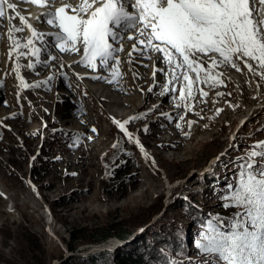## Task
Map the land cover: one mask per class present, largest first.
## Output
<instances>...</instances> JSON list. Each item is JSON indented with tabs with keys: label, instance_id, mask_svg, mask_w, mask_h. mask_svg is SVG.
<instances>
[{
	"label": "rangeland",
	"instance_id": "374dc122",
	"mask_svg": "<svg viewBox=\"0 0 264 264\" xmlns=\"http://www.w3.org/2000/svg\"><path fill=\"white\" fill-rule=\"evenodd\" d=\"M261 13H264V5L256 0L254 15ZM21 24L19 28H22ZM5 25L2 27L3 30ZM4 32L0 35V63L5 67L2 72L9 76L8 79L18 80L19 73L16 71V65L20 64V59L16 60L15 53L12 58H8L7 54L13 41L9 39L8 32L5 36ZM12 34L18 36L22 44L25 43L24 31ZM126 34L127 32L124 33V39L119 40L118 43L122 48L127 47L131 41ZM129 36L130 34H128ZM138 37H135V40H138ZM44 40L46 41L47 37ZM39 46H42L41 43ZM20 51H27V49L21 48ZM55 51L53 49V52ZM145 53L143 58L137 60L138 54L133 51L132 47L121 51V55L126 58L132 72L134 69H142L147 77H151L153 70L161 65L168 71L162 76L165 82L158 97L147 104L139 116L164 101L167 94L166 89L170 86L168 81L172 77L174 69L170 68L166 62L157 61L156 57L152 55V60L149 61V52L145 50ZM58 54L60 55L59 52ZM74 54L76 55L77 52ZM42 55L43 53L40 56L41 60L45 58V55ZM60 56L64 59L62 54ZM34 59L36 60L34 57L31 58L29 62L35 61ZM144 60L147 61L148 67H142ZM216 60L217 67L215 69L209 67L211 64L209 60L204 63L203 70L212 76H215L216 72H220V79H223V83L205 82L203 72L197 77L195 72L180 69L181 73H187L193 77L195 82L192 92H195L196 96L191 95L185 100H180V91L177 89L174 91L176 94L172 95V102L168 101V98L165 99L166 106L161 108L165 113L170 114L175 111V108L180 109L178 114L168 120L170 123L167 122V126L173 127V131L177 135L174 146L166 144L157 146L153 143L155 141L153 135L140 131L146 125L151 127L150 130L155 131L164 128L159 125V121L164 117L160 115L159 111L149 115L146 119L129 123L131 131L134 133V139L139 133H144V137L149 141L145 144L147 156L138 148H134L126 137H122L113 121L103 118L101 125L103 132L109 133H106V136L110 137L107 141L108 144L103 145L104 148L97 146L85 154L86 157H82L85 161L81 166V163L74 165L66 160L68 154L73 159L78 157L82 141L80 138L78 146L74 144L76 134L80 129L76 123L66 121L65 118L69 116L67 110H63V115L55 113L49 114V116L45 115L32 101V94L23 89L21 81V88L19 87L18 90L19 101L16 93H12L8 98L7 87L4 84L0 89V120H4L2 114L13 113L16 110L22 111L21 114L33 113L37 115V127L41 129H38L34 136L29 134V127L26 128L27 131H22L17 126L18 118L5 120L7 124L12 125L11 130L0 127V136L6 138L8 134L12 135L15 137L14 143L9 141L8 143L17 147L14 148L12 145L10 150L0 149V161L5 159V163H0V264H60L65 259H68L70 264H123L120 254L123 251L135 249L136 246L132 247L129 244L135 245L137 236H144V238L153 241L152 232L147 229V225L136 229L127 239L111 236L99 242H92L89 239L90 231L117 220H123L126 225L131 226L141 218L150 216L153 209H155L154 215L148 225L154 229L158 227L165 243H180H175L176 245L170 249L160 247L165 252L164 256L142 253L143 261L135 264H169V260L184 261L185 264H195L196 261H199L200 264H229L218 253L198 254L195 242L201 238L200 233L206 230L204 226L207 223L205 224L204 218L213 220L216 227L227 234L232 231L233 214L237 210L245 211L243 207L225 209L223 204L232 203L231 200L225 199L226 194L230 191L226 186L235 181V187H239V179L235 174L238 171L247 173L248 169L241 167L246 160H254L252 171L256 174L257 179L264 178V156L255 158L251 156L252 152L264 153V131H262L264 129V77L258 75L261 69L257 62H252L254 68L249 71L243 63L238 64L236 69H232L230 64L225 63L218 54H216ZM56 62L60 72H68L73 67H84V64L68 66L58 60ZM110 62L117 74L124 77L118 63ZM22 63L25 65V59L22 60ZM59 65L65 67L60 68ZM24 68L20 71L21 75L24 74L25 77L37 79L45 76L38 71L23 73ZM59 78L58 75L57 79L53 81L55 86ZM79 82L84 85L86 81L79 77ZM18 83L17 85H19ZM72 86L68 87V91L65 87L64 91L70 92L69 95L73 91L74 87ZM40 88L35 90L37 95H45L46 92ZM138 90L142 95L140 102L144 103L145 90L141 86L138 87ZM183 90H185V86ZM205 91L208 93L206 97L202 94ZM217 92L224 93V95L216 96ZM161 93L164 94L161 95ZM55 97L61 99L59 95H55ZM95 97L98 98L99 95L95 94ZM83 98L85 99L84 96ZM5 99L7 105L3 103ZM204 99L224 111L218 114L216 107L206 108L202 104L200 106L199 103H202ZM93 101L95 102V100ZM174 101L179 103L177 107H175ZM72 102L78 103V97L73 96ZM186 104L189 105L187 108H185ZM86 105L91 104L87 103ZM240 107L243 110L239 111ZM252 108L257 111L249 112L250 115L245 120L247 122H244L241 127L243 115L245 112L251 111ZM129 110L130 108L125 109L127 113ZM123 111V109L118 110L120 114ZM132 111L133 109L124 120L134 116ZM27 114L23 115V120H27ZM181 116L183 118L188 116L191 121L195 122L189 127L190 125L185 121L182 132L177 126ZM81 118L83 122H89L87 134L84 137L91 135L96 137L93 142L105 141L104 133H91V122L93 123V121L88 118V115L82 114ZM116 118L112 117V120ZM45 122H47V127H45ZM53 128H56L57 131L53 132ZM189 131H193L194 134H190ZM185 137H194V140H182ZM113 142L117 147L110 153L109 147ZM150 148H153L154 153L149 151ZM105 151L108 153H104ZM12 155L14 156L12 157ZM32 156L37 157L36 161L31 160ZM214 156L217 157L216 162L209 166ZM56 157L62 159L57 160ZM153 158H156L155 164L150 162ZM138 168L141 172L133 176L132 172ZM73 172L78 175L73 176ZM139 175H142L145 180L150 178L152 186L148 188V191L133 190L138 186L135 179ZM213 176L218 180L215 186L209 183ZM181 179L183 181H180L179 187L175 190H168V180L174 182ZM29 180L34 182L35 188L32 187ZM184 197H189V199L185 200ZM158 206L161 207L159 211H157ZM50 213L53 215V222L48 224L47 219ZM218 214L220 219H217ZM85 228L87 229L85 230ZM141 228L145 230L141 232ZM249 228L252 230L251 225ZM83 229L85 231L81 233L76 249L69 250L70 231ZM113 240H116V248H106L104 244ZM181 241L184 245L182 249L178 250Z\"/></svg>",
	"mask_w": 264,
	"mask_h": 264
},
{
	"label": "snow or ice",
	"instance_id": "6c2138e0",
	"mask_svg": "<svg viewBox=\"0 0 264 264\" xmlns=\"http://www.w3.org/2000/svg\"><path fill=\"white\" fill-rule=\"evenodd\" d=\"M24 2H28V0H24ZM31 2L41 7L46 6V0H31ZM4 3L5 0H0V20L21 19L28 28L32 29L33 38L27 39V42L23 44L21 39L18 36H13L12 33L13 31L21 33L24 29L17 28L15 25L9 29L8 37L13 41L8 53L9 58H12L15 53V58L19 61L20 57L29 54L27 51H20L21 48H30L31 56L36 58V63L27 65L17 63V73L21 67L36 70L37 64L43 68L53 67L50 62L59 59L57 55H53L54 48L59 49L60 53H76L81 50L78 44L83 46L84 60L88 62L89 67L97 69L95 61L99 57L100 71L105 72L111 67L110 61L119 63V54L123 50L121 45L116 47L113 45L118 39L123 40L124 33L135 28L137 22H140L143 25L139 31L140 37H144L146 31L149 36L139 40V45H144V48H138L136 43L131 45L133 51L138 52L137 60L143 58L145 50H147L149 53L157 54V61L166 62L168 66L176 70L187 69L189 72H195L197 77L203 72L205 82L221 84L224 81L220 79V72H216L215 76H212L203 70L204 63L209 60L211 61L209 67L212 69L217 67L216 54H218L225 63L230 64L232 69H236L238 64L243 63L251 71L254 68L252 62H257L261 69L258 75L264 77V19H262L264 13L254 15L256 0H134V2L133 0H107V2L93 0V3L96 4L95 7L87 3L73 7L72 4L66 3L43 14L51 17L47 20L48 25H54L62 32L40 31L28 23V18L22 16L20 12L5 17ZM259 3L264 5V0H259ZM7 8L9 10L16 9L17 5L7 3ZM129 9H138V12ZM69 10L72 14H69ZM82 13L86 15H82ZM46 36L54 37L56 43L44 46L47 44L44 40ZM127 38L133 40L131 36ZM36 39L40 40L42 46H35ZM42 52L45 54L43 60L40 59ZM148 60H152L151 55L148 56ZM143 66L148 67L147 64ZM59 67L65 66L59 65ZM167 71L166 67L160 66L152 72V76L155 78L157 72L167 74ZM113 75H116L115 72ZM65 76L66 73H60L61 80ZM17 78L24 88L30 89L32 87L38 88L42 84L50 85L56 77L54 74L47 80L40 81L35 85L28 83L23 75H18ZM91 79L100 81L107 79V77L94 75ZM181 79L184 82L185 90H181L179 96L181 100H185L192 95V87L195 82L192 76L187 73L182 74V76L174 75L168 84L180 82ZM4 83L3 80H0V89ZM166 91L171 95L174 90L169 87ZM163 94L161 93V95ZM202 94L205 97L208 96L207 92ZM216 94L217 96L224 95L220 92ZM17 100H20L19 93H17ZM3 103L7 105V100L5 99ZM188 106L186 104L185 108ZM44 111L47 112L48 110L45 109ZM157 111L168 119L172 118L157 105L143 112L140 116H133L123 121L120 119L113 120L122 137H126L127 141L134 148L143 152L145 156H147L145 144L138 135L135 136V139L133 138L134 133L129 130L128 125L130 122L146 119ZM216 111L219 114L224 110L218 108ZM18 116L19 113H11V117ZM5 120H0V127L11 130L12 125L7 124ZM193 123L195 122L188 121L189 125ZM45 127H47V122H45ZM52 131L56 132L57 129L53 128ZM140 131L150 133V127L146 125ZM96 132L97 128L93 126L91 133ZM84 135V133L76 134L74 141L76 146ZM86 138L90 140L92 136L87 135ZM113 147L115 148L117 145L114 144ZM251 156L253 158L264 156V153L252 152ZM36 159V156L31 157L32 161H36ZM56 159L62 158L56 157ZM150 162L155 164V159L153 158ZM253 164L254 160H246L241 167L247 168V173L238 171L235 174L239 179L238 188L235 187V181L226 186L230 191L226 194L225 199L231 200L232 203H225L223 207L225 209L243 207L245 211L237 210L233 214L232 231L227 234L221 232L214 221L209 219L204 226L206 230L200 233L201 238L195 242L198 254L218 253L229 264H264V178H256V174L252 171ZM72 175L76 176L78 173L73 172ZM245 175L247 176L246 180ZM29 183L33 188L36 187L31 180ZM184 199L188 200L189 197H184ZM217 219H220L219 214ZM249 225H251L252 230H250ZM144 230L143 228L140 229L141 232ZM177 238L180 239L179 236ZM181 245L183 248V241H181ZM169 264H185V262L171 260ZM195 264H200V262L196 261Z\"/></svg>",
	"mask_w": 264,
	"mask_h": 264
},
{
	"label": "bare ground",
	"instance_id": "6f19581e",
	"mask_svg": "<svg viewBox=\"0 0 264 264\" xmlns=\"http://www.w3.org/2000/svg\"><path fill=\"white\" fill-rule=\"evenodd\" d=\"M78 2H79V0H77V3ZM13 13H15V11H13ZM43 14L41 15L43 21H47V19L49 17L48 16H44ZM2 22L3 21L1 20L0 21V24ZM35 22L36 21L34 20V23ZM14 25H15V27L18 28L20 26V23L19 22H15ZM22 26H23V24H22ZM11 27L13 28V26H11ZM50 29L55 30V32H62V30L56 28L55 26L50 27ZM14 32L15 31H13V33ZM0 33H3V31L0 30ZM135 33H137V32L135 31ZM110 42H111V40H110ZM49 43H50V45L51 44H55L56 43L55 38L54 37H50ZM133 43H134V38H133V40L130 41L129 45H127V47L124 46L123 49L125 50V48H127V49L131 48V45ZM81 46H82L81 44H78V47H80V49H81L80 52H82ZM116 46H118L117 43H115L113 45V47H116ZM137 46H138V44H137ZM138 48H144V45H141L140 47L138 46ZM58 52H60L59 49L56 50L55 52H53L54 55H57L59 57V59H57V60L60 63L67 64L66 62L68 60L65 62V60L61 58V56H60L61 54L59 55ZM29 53H30V51H29ZM69 53H71V52H68V54ZM137 54H138V52H137ZM148 55H152V56H155L156 57L155 53H149ZM24 59H25V65H26L27 64V60L29 59V54L27 56L20 57V64L21 65H23L22 60H24ZM32 62L33 63H36V60L35 61H32ZM142 62H144L143 65L147 64V61H145V60L142 61ZM50 63L53 64V67L43 68L40 64H37V69L36 70H32V69L27 70L26 68H24V72L23 73H25V72L27 73L28 71H30V72H36V71H38V72H40V74H44L45 75L44 77L37 78V79H33V78L28 77V76L25 77V75L23 74L24 77H25V79H26V81L28 83H30V84L35 85L36 83H38L40 81L47 80L48 77L53 76L54 74H55V77H56L54 80H56L57 77H58V75L60 76V73L61 72H60L59 68L57 67V62L56 61L50 62ZM127 63L128 62H127L126 58L123 55H121V53H120L119 54V63L117 65L120 67L121 73L124 74V77H122L121 74H119V73L117 74L116 70L112 67V65L105 72H101L100 71V62H99L98 75H105L107 77V79L100 80V81H95V80H92L91 79V77L94 76V74L92 72L93 69L90 68L88 64H86V65L84 64L83 65L84 67L83 68H80L81 67L80 66L81 63H77V62L74 61V62H72V65L73 66H80V67H76V68L73 67L72 70H70L68 72L67 71H63L64 73H66V76H65V78L63 80H61V78H59V80L57 81V85L56 86L53 83L54 80L51 81V84L50 85H43V84L40 85V87H41L40 89H43L46 92L45 95H37V93L35 91V90H38V89H36L37 87H32L30 89L29 88H25V91L26 92H29V93L32 94L33 100L32 99L31 100L34 101V104L37 107H39L45 113V115H48L49 116V114H53V113L58 114V115H63L64 111L67 110V115H69V116H67L65 118L66 121L67 122H71V123H76L78 129H80L78 131V133L87 134V130H88V125L87 124H89V122L88 121L87 122H83L82 121V118H81L82 114H86V115H88V118L93 121V123L91 122L92 127L95 126L97 128V132H102V133L105 134V141H103V142H100V141L93 142L96 139L95 136H92V139H90V140L86 138L87 136L86 137H84L85 135L82 136L81 137L82 138V141L80 142L81 150L78 151V154L79 155H78V157L76 159H73L72 156L70 154H68V156L66 157V160L69 163H73L74 165H77L78 163H81L80 164V166H81L83 164V161H85V159L82 158L83 156L86 157L85 154H87L88 152L94 150L97 146H99V148H101V147L104 148L103 145L108 144L107 141H108V139L110 137H109V135L106 136V133L109 134L108 132H103L102 125H101L102 122H103L102 121L103 118L112 122L113 121L112 120V117H117V118H119L122 121V120L125 119L126 115H128L132 109H133V111H132L133 114L132 115L139 116V114L142 111V109L144 110V108H145V106L147 104H149L150 102L154 101V99L156 97H158V95L160 93V90H161V87H162V85L165 82V80L162 78L163 74L157 72V75L155 76V78H153L152 75H151V77H147V75H145V73L143 72L142 69H140V70L134 69L133 72L130 71V68H129V66H128ZM135 63H137V62H135ZM110 64H111V62H110ZM143 65H142V67H144ZM158 67H160V66H158ZM4 68H5L4 65L2 63H0V80H3L5 82L4 84L7 87V93L6 94H8V98H10V96H11L12 93H16V96H17V93H18V90H19V87H20L19 85H17V82H19V81L16 80V79H8L9 76L4 75L3 72H2V70H4ZM21 69H23V67H21ZM85 70H88V72L86 71L88 74L84 76L83 73H84ZM113 72H115V74H116L115 76L113 75ZM182 74H184V73H181L180 69H178V70L173 69L172 74H171L172 77H170L169 80H172L174 75H181L182 76ZM81 76L86 81L85 82L86 84L84 83V85L81 82H79V77H81ZM69 86L74 87L73 88V91H71V95H69L70 92H67L66 93L64 91L66 88H67V91H68V87ZM139 86L143 87L144 90H145V95L143 96V98H145V99H143V100H145L144 103L143 102H140V99H141L142 95L139 94V90H138V87ZM184 86H185L184 85V82L183 81H180V82H173L169 87H171L174 91H177V89L179 91H181V90H183V87ZM70 89H72V88L70 87ZM150 89H151V91H149ZM86 90H87V92H86ZM174 91H173V93L171 95H169L167 93L166 96L164 97V101H162L161 103H159L157 105H159L160 108H164L166 106L165 105V99H167V98H168V101H171L172 102V100H173V98H172L173 96L172 95L176 94V92H174ZM95 94L99 95V97L98 98L95 97ZM55 95H57V96L59 95L61 97V99H56ZM192 95H194V97H195L196 96V93L195 92H192ZM215 95L217 96V94H215ZM73 96L78 97V99H79V102L78 103L77 102H74V103L72 102L71 103V98ZM83 96L85 97L86 100L83 98ZM93 100H95L96 103L98 101V104H96ZM87 103H88V105L89 104H91V105L87 106L86 105ZM93 103H95V104H93ZM173 103H174L175 107H177L179 105L178 102H175L174 101ZM201 104L204 105L206 108H209V107H212V106L214 108L216 107V109L219 108L216 105L211 104V102H209L207 99H204L202 103H199L200 106H201ZM114 106H116L117 108L114 107ZM126 108L127 109L130 108V110H129L128 113L125 111ZM45 109H47L48 111L45 112L44 111ZM120 109H123L124 110L122 114H120V112H118V110H120ZM219 109H221V108H219ZM179 110H180L179 108H175V111L172 112V113H170V114H168V115L173 118L176 114L179 113ZM240 110H243V108L240 107L239 108V111ZM255 111H257V110L255 109L254 110V113H255ZM15 112L16 113H19V116L18 117H11V113H12L11 112V113H6L4 115L2 114V119L5 120V118H8V117H11V118H8L6 120L18 118L19 119V122L17 120V122H18L17 126L20 127V130H22V131L23 130H26L27 131L26 128L29 127L28 128V132H29V134H31L33 136L36 134V131H38V129H41L40 127L39 128L37 127L38 124H37L36 121L38 120L37 119L38 117H37L36 114H33V113H28L27 114L26 113L27 114V120H28L27 121V120H23L22 119L23 118V115H26L25 113L21 114L22 111H18V110H16ZM249 112H250V110L247 113H249ZM97 113L99 114L98 116H97ZM247 113L245 112V114L243 115V117H245ZM0 114H1V112H0ZM243 117L241 118V120L243 119ZM168 120L169 119L164 116L159 121V125L162 126V127L164 126V128L163 129L160 128L159 130H156V131L153 130V129L150 130V133L149 134L153 135V137L155 139V141L153 143H155V145H157V146H161V145L162 146H165V144L167 146H174L175 145L174 142L176 140L177 135L173 131V127L167 126V122H169ZM189 120H191V118L188 117V116L185 117V118H181L180 119L179 124H177V125H179V128H180L179 131L180 132L183 131L182 130V127H184L183 124L185 123V121L188 122ZM246 122L247 121H245V123ZM189 127H191V125ZM196 127H197V125H196ZM128 128L130 129V131L132 130V128L130 126ZM64 130H65V128H64ZM189 132H190V134H194L193 131H189ZM143 134L144 133H139L138 136L140 137V139L142 140V142L144 144H146L149 141L144 137ZM192 139L194 140V137H188V138L185 137L182 140H184V141H191ZM13 140H15V137H13L12 135H9V134L7 135L6 138L0 136V149L3 148L5 150H10V147L12 145L14 146V148H17L14 144L10 145L8 143V141L9 142H13ZM114 144H116V143L113 142V144L109 147L110 153L114 149V147H113ZM152 149L153 148H150L149 151L150 152H153ZM106 152L107 151H105L104 153H106ZM0 153H1V151H0ZM13 156L14 155H12V157ZM216 158L217 157L214 156L211 159V161L209 163V166H212V164H214L216 162ZM3 162L5 163V159L3 161H0V163H3ZM156 164L159 166L158 163H156ZM140 172H141V170L138 168L137 170H135V171L132 172V175L133 176L134 175H137ZM135 180H137V181H135V183H138V186L136 188L133 186L135 188L133 190H136L137 189V190H147L148 191L149 190L148 188L150 186H152V183H151L150 178L145 180L142 177V175L137 176ZM180 181L182 182L183 179L177 180V181H174V182H170V180H168V182H169V184H168V190H175L181 184ZM140 194L143 195V193H140ZM115 243H116V240H113V241L106 242L104 245H106V248H113L115 246Z\"/></svg>",
	"mask_w": 264,
	"mask_h": 264
},
{
	"label": "trees",
	"instance_id": "16d2710c",
	"mask_svg": "<svg viewBox=\"0 0 264 264\" xmlns=\"http://www.w3.org/2000/svg\"><path fill=\"white\" fill-rule=\"evenodd\" d=\"M210 181H209V183L212 186H215L218 183V180L214 176L211 177ZM160 208L161 207L158 206L157 211H159ZM154 210L155 209L152 210V213L150 216H147L145 218H141V220L136 221V223H133L131 226L129 224L126 225L125 222H123V220H117L114 222L107 223L106 226L96 227L90 231L91 234L89 236V239L92 242H99V241L106 239L108 237H111V236H116V237L121 238V239H127L130 237V235L136 229H138L144 225H147V229H149V231L152 232L153 241L149 240L147 238H144V236H142V237L137 236V238L135 240L136 244L135 245L129 244L132 247L136 246L135 249H133L132 251L128 250V251L121 252L120 260L123 262V264H135L137 262L140 263L143 261L144 255H142V253L143 254L152 253V254H156L159 256H161V255L164 256L165 252L161 251L162 249L173 248V245L175 246L177 243H180V242H177V243L175 242L176 244L175 243H165L163 235L161 234L158 227H155V229H154L148 225V223L152 220V216L154 215L153 214ZM209 219L210 218H204L205 224L207 223V221ZM155 223H156V221H155ZM86 229L87 228H85V230ZM85 230L83 229V230H77V231L76 230L70 231L71 240L68 242L69 250L73 251L76 249V247H77L76 245L80 242L81 233ZM183 245H184V243H183ZM177 249L178 250L182 249V245L180 244V246H178ZM170 261L171 260H169V262ZM60 264H70V261L68 259H65Z\"/></svg>",
	"mask_w": 264,
	"mask_h": 264
},
{
	"label": "water",
	"instance_id": "95a60500",
	"mask_svg": "<svg viewBox=\"0 0 264 264\" xmlns=\"http://www.w3.org/2000/svg\"><path fill=\"white\" fill-rule=\"evenodd\" d=\"M63 261V260H62Z\"/></svg>",
	"mask_w": 264,
	"mask_h": 264
}]
</instances>
